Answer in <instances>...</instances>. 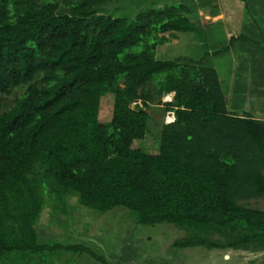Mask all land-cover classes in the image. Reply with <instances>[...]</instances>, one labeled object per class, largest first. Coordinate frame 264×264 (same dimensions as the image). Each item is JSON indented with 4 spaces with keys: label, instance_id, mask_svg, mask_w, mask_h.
Here are the masks:
<instances>
[{
    "label": "trees",
    "instance_id": "1",
    "mask_svg": "<svg viewBox=\"0 0 264 264\" xmlns=\"http://www.w3.org/2000/svg\"><path fill=\"white\" fill-rule=\"evenodd\" d=\"M211 1L129 20L105 13L118 0H0V264L56 251L109 264L81 244L39 241L42 212L66 214L71 195L98 213L123 207L139 224L183 230L177 248L264 250V211L248 203L264 198V118L228 106L247 85L236 77L224 90L204 57L156 58L165 34L206 38L198 11ZM242 1L244 27L224 49L264 88V0ZM214 47L208 56L224 51ZM155 101L174 120L150 154L133 143Z\"/></svg>",
    "mask_w": 264,
    "mask_h": 264
},
{
    "label": "rangeland",
    "instance_id": "2",
    "mask_svg": "<svg viewBox=\"0 0 264 264\" xmlns=\"http://www.w3.org/2000/svg\"><path fill=\"white\" fill-rule=\"evenodd\" d=\"M184 0H118L113 8H106L105 13L115 17L133 20L135 15L151 8L177 4ZM214 2V1H211ZM232 19V18H231ZM233 20V19H232ZM202 24L208 21L202 18ZM234 29V24H228ZM227 28V29H228ZM231 31V30H230ZM169 41L156 46V58L175 60L181 57L200 59L215 67L224 90L231 86L234 79L247 85L240 90L237 97L228 96V106L255 117L264 118V88L251 87L250 72L244 75L246 67L239 66L234 47L225 50L227 40L216 26H211L208 34L199 30L192 33H178L176 38L165 34ZM208 38V39H207ZM213 49H224L220 53L207 54ZM213 50V51H214ZM207 54V55H206ZM248 64V62L246 63ZM248 69V68H247ZM250 70V69H249ZM237 72L239 76L237 75ZM241 72V73H240ZM242 74V75H241ZM243 80V81H242ZM245 88V89H244ZM259 90V91H258ZM171 96H164L168 101ZM156 103L149 109L147 133L142 141H135L134 148H141L150 154L157 153L159 134L163 123L167 122L164 106ZM113 96L105 95L100 103L99 121L109 122L112 114ZM249 205L264 211V198L250 200ZM66 214L58 212L55 220L46 208L38 223L39 241L41 243L60 242L62 244H81L102 256L109 264H262L264 250H207L203 247L177 248L173 242L185 236V231L167 223L143 225L129 210L116 207L105 213H98L78 205L76 196L67 199ZM59 220V222H57ZM9 264H102L86 253L70 251L46 252L34 258H21Z\"/></svg>",
    "mask_w": 264,
    "mask_h": 264
},
{
    "label": "crops",
    "instance_id": "3",
    "mask_svg": "<svg viewBox=\"0 0 264 264\" xmlns=\"http://www.w3.org/2000/svg\"><path fill=\"white\" fill-rule=\"evenodd\" d=\"M211 1V0H208ZM215 3H209L200 8L198 11V23L202 29L210 30L211 26H216L222 30L226 39L231 36L237 37L240 35L244 27L243 10L244 2L242 0H213ZM263 5V3L261 2ZM263 18L264 16H257ZM202 18L208 22L202 24ZM233 20H232V19ZM234 24V29L228 28V24ZM228 28V29H227ZM231 30V31H230ZM250 30V29H249ZM235 53V50H234Z\"/></svg>",
    "mask_w": 264,
    "mask_h": 264
},
{
    "label": "built area",
    "instance_id": "4",
    "mask_svg": "<svg viewBox=\"0 0 264 264\" xmlns=\"http://www.w3.org/2000/svg\"><path fill=\"white\" fill-rule=\"evenodd\" d=\"M167 118H168V120H167L166 123H169V122L173 121V120H174L173 113L168 112V113H167Z\"/></svg>",
    "mask_w": 264,
    "mask_h": 264
},
{
    "label": "water",
    "instance_id": "5",
    "mask_svg": "<svg viewBox=\"0 0 264 264\" xmlns=\"http://www.w3.org/2000/svg\"><path fill=\"white\" fill-rule=\"evenodd\" d=\"M170 96H171V98H172V97L174 96V93H171Z\"/></svg>",
    "mask_w": 264,
    "mask_h": 264
},
{
    "label": "clouds",
    "instance_id": "6",
    "mask_svg": "<svg viewBox=\"0 0 264 264\" xmlns=\"http://www.w3.org/2000/svg\"><path fill=\"white\" fill-rule=\"evenodd\" d=\"M170 94H171V93H170ZM170 94H168V95H166V96H170ZM172 98H173V97H172ZM172 98H171V99H172ZM171 99H170V100H171ZM170 100H168V101H170Z\"/></svg>",
    "mask_w": 264,
    "mask_h": 264
}]
</instances>
